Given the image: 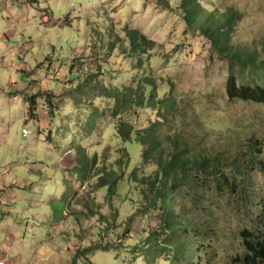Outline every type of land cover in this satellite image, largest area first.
I'll return each mask as SVG.
<instances>
[{"label":"rangeland","instance_id":"rangeland-1","mask_svg":"<svg viewBox=\"0 0 264 264\" xmlns=\"http://www.w3.org/2000/svg\"><path fill=\"white\" fill-rule=\"evenodd\" d=\"M199 1L211 11L241 14L232 43L264 39V0ZM128 27L157 43L143 67L122 54ZM150 74L173 80L176 94L186 97L183 106L194 107L190 123L206 125L190 140L195 148L203 141L207 150L234 156L223 169L236 178L235 189H218V175L205 180L211 183L205 202L196 204L184 188L175 195L177 212L194 227L188 241L197 251L188 259L241 264L242 232L264 240V169L258 167L264 104L228 99L227 62L186 22L181 6L174 0L171 8L157 0H0V258L7 264H172L164 252L150 258L157 251L148 250L149 242L170 236L155 235L160 212L144 213L132 179L135 170L141 176L157 166L144 161L141 143L118 134L121 118L104 92ZM24 91H45L36 119L28 118ZM154 117L143 110L122 118L139 128ZM83 155L91 161H79ZM102 176L118 179L112 197Z\"/></svg>","mask_w":264,"mask_h":264},{"label":"trees","instance_id":"trees-1","mask_svg":"<svg viewBox=\"0 0 264 264\" xmlns=\"http://www.w3.org/2000/svg\"><path fill=\"white\" fill-rule=\"evenodd\" d=\"M171 1L157 0L164 8H171ZM174 2L182 7L186 22L201 30L221 60L227 62L228 99L233 102L264 104V39L250 45L232 43L236 21L241 18V14L234 8L225 10L218 8L211 11L199 0ZM121 40L124 41L121 48L123 56L136 58L137 68L144 66V56L157 45L156 41L150 39L143 31L131 27L125 29V35ZM9 92L13 95L20 93L19 90ZM104 92L114 100L113 116L121 118L115 121L118 134L125 141L135 139L141 143L144 161L153 162L157 166L151 174L140 176L137 174L139 170L132 174V179L140 185V192L145 200L144 213L151 210L160 212L161 227L155 235L170 236L166 243H160L159 238L149 242L148 250L157 251L156 254H151L150 258H156L158 254L164 252L172 259V264H180L179 262L193 264L194 258H188L197 249L188 241V235L194 232V227L190 221L183 220L181 214L177 212L175 195L184 188L196 204L205 202L211 188V183L205 180L210 177L216 178L218 175L221 179L216 183L217 188L227 184L230 189H235L236 178L232 181L223 169L230 166L234 156L226 149L207 150L202 144L203 141L198 142L199 147H194L191 142L195 136L194 132H201L203 135L202 131L206 130L204 129L206 125L202 128L200 120H195L193 125L190 123L192 121L190 114L195 112L194 107L190 106V111L183 106L187 101L186 97L184 94H176V85L171 79L155 74L144 75L134 84H124L115 88L105 86ZM23 94L28 103V118H38V99L45 95V91L37 93L24 91ZM47 95H50L47 102L53 103V94ZM143 110H151L155 117L139 128H136L131 120L122 118L125 114L135 115ZM206 136L208 135H204V138ZM216 140L222 141L218 136ZM79 150H84V146L79 145ZM123 151L127 163L130 160L129 153L126 148H123ZM83 156L85 158H79V161H91L87 156ZM117 162L121 166L125 163L122 164V159ZM258 167L264 169V162H258ZM245 178L248 180L249 177L242 176L243 180ZM117 180L110 182L101 177V186L109 185V197L116 194ZM242 234L245 237L243 243L245 253L240 258V263L264 264V240L247 230ZM101 247L108 249L109 245L101 244Z\"/></svg>","mask_w":264,"mask_h":264},{"label":"built area","instance_id":"built-area-1","mask_svg":"<svg viewBox=\"0 0 264 264\" xmlns=\"http://www.w3.org/2000/svg\"><path fill=\"white\" fill-rule=\"evenodd\" d=\"M0 264H7L6 261L4 259L0 258Z\"/></svg>","mask_w":264,"mask_h":264}]
</instances>
